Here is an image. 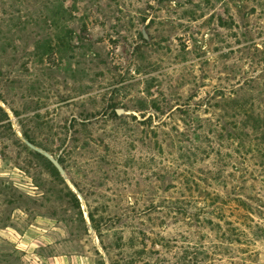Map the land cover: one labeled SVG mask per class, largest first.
<instances>
[{"label":"rangeland","instance_id":"374dc122","mask_svg":"<svg viewBox=\"0 0 264 264\" xmlns=\"http://www.w3.org/2000/svg\"><path fill=\"white\" fill-rule=\"evenodd\" d=\"M0 264H264V0H0Z\"/></svg>","mask_w":264,"mask_h":264},{"label":"water","instance_id":"95a60500","mask_svg":"<svg viewBox=\"0 0 264 264\" xmlns=\"http://www.w3.org/2000/svg\"><path fill=\"white\" fill-rule=\"evenodd\" d=\"M52 160L57 165V167L61 170V172H63V168H62L61 164L58 162V160L55 158H52Z\"/></svg>","mask_w":264,"mask_h":264}]
</instances>
